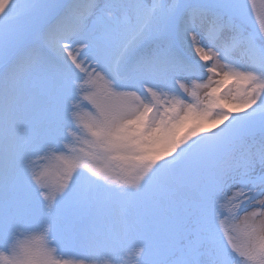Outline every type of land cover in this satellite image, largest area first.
<instances>
[{"label":"snow or ice","instance_id":"obj_1","mask_svg":"<svg viewBox=\"0 0 264 264\" xmlns=\"http://www.w3.org/2000/svg\"><path fill=\"white\" fill-rule=\"evenodd\" d=\"M0 264H264V0H0Z\"/></svg>","mask_w":264,"mask_h":264}]
</instances>
